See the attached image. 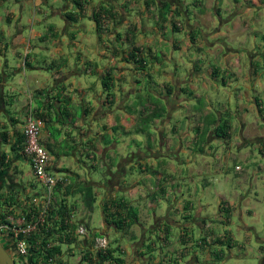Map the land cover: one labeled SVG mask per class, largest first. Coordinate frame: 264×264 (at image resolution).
<instances>
[{
  "label": "crops",
  "instance_id": "1",
  "mask_svg": "<svg viewBox=\"0 0 264 264\" xmlns=\"http://www.w3.org/2000/svg\"><path fill=\"white\" fill-rule=\"evenodd\" d=\"M28 109L67 181L53 203L89 231L56 243L58 263L101 264L104 236L122 264H264V0H0V217L14 223L44 206Z\"/></svg>",
  "mask_w": 264,
  "mask_h": 264
},
{
  "label": "built area",
  "instance_id": "2",
  "mask_svg": "<svg viewBox=\"0 0 264 264\" xmlns=\"http://www.w3.org/2000/svg\"><path fill=\"white\" fill-rule=\"evenodd\" d=\"M41 129L42 121L36 117L33 109H28L24 120L22 155L30 162L35 178L43 187L44 206L37 213L29 212L25 214L17 223L11 222L10 219H7L6 223L0 222V233L11 234L22 261H27V263L30 261L33 263L34 261L35 264H57L55 256L43 258L39 255V257L34 258L33 256L37 252L34 249L32 250L33 246L28 240L31 235L47 226V209L53 204L54 190L58 185L64 186L67 183L65 179L48 172L50 155L41 143ZM75 234L80 240H83L88 237L89 231L85 225H79ZM47 246L50 247V245ZM36 249H38V246H36ZM108 249L110 247L106 237L93 238V250L97 255H105Z\"/></svg>",
  "mask_w": 264,
  "mask_h": 264
},
{
  "label": "trees",
  "instance_id": "3",
  "mask_svg": "<svg viewBox=\"0 0 264 264\" xmlns=\"http://www.w3.org/2000/svg\"><path fill=\"white\" fill-rule=\"evenodd\" d=\"M93 19L96 22V24L99 26V18L97 14L93 15ZM142 51L136 50V53L134 54V57H138V63L140 66H145V60L141 56ZM37 118H40L45 121L44 114H35ZM222 131L221 133H223ZM23 141V140H22ZM60 185H58L55 189H57ZM84 191V199L86 198L84 202V206L86 208H90L91 205L94 202V198L91 194V191L89 188L82 189ZM0 222L6 223V216L1 217ZM28 218V217H27ZM47 226L42 229L41 231H38L36 234L31 235L29 237V242L31 243L32 250L36 251V255L33 256L34 258H37L40 256H43V258H46L48 256H56L60 252V247L57 244H61L64 242H70V240H74V232L76 230V225L71 223L69 212L67 210V207L64 203H53L51 204L47 209ZM122 223V222H121ZM121 223L118 222L116 226L120 227ZM123 224V223H122ZM123 226V225H122ZM121 226V227H122ZM21 238V237H20ZM56 245H55V244ZM47 245H50L48 247ZM36 246H38V249H36ZM38 250V251H37ZM99 258L103 261L102 264H122V261L115 257L113 255V251L110 249L107 250L105 255H98ZM32 264H35L34 261ZM57 264H61L58 263Z\"/></svg>",
  "mask_w": 264,
  "mask_h": 264
},
{
  "label": "rangeland",
  "instance_id": "4",
  "mask_svg": "<svg viewBox=\"0 0 264 264\" xmlns=\"http://www.w3.org/2000/svg\"><path fill=\"white\" fill-rule=\"evenodd\" d=\"M176 54H178V53H176ZM174 56H176V55H174ZM144 85H145V83H144ZM140 86H142V84H140ZM143 88H144V86H143ZM144 94H145L144 90L142 92V89H140L139 93L137 94V100H138L137 102L138 103L144 104V101H145ZM248 116H249V118H253V115L251 113H249ZM261 165L264 166V160H262ZM236 166H240L243 170L246 168V164L243 161H240L239 159H237L235 161H229L227 163V168L229 170H231L232 172H236V169H238V168H236ZM252 168L255 169V166L252 165L250 167V169H252ZM210 198H212V197H210ZM243 261H244L243 264H258V262L256 263V262L252 261L250 258H245V260H243ZM230 264H233V263L231 262Z\"/></svg>",
  "mask_w": 264,
  "mask_h": 264
},
{
  "label": "flooded vegetation",
  "instance_id": "5",
  "mask_svg": "<svg viewBox=\"0 0 264 264\" xmlns=\"http://www.w3.org/2000/svg\"><path fill=\"white\" fill-rule=\"evenodd\" d=\"M0 219H1V217H0ZM0 234L3 235V236H0V242L3 244V246L10 253H14L16 255V260H15L16 264H31L32 263V261L27 263V261H22L21 260V257L19 256V254L17 252V249H16L15 241L13 240V238H12L10 233H0Z\"/></svg>",
  "mask_w": 264,
  "mask_h": 264
},
{
  "label": "water",
  "instance_id": "6",
  "mask_svg": "<svg viewBox=\"0 0 264 264\" xmlns=\"http://www.w3.org/2000/svg\"><path fill=\"white\" fill-rule=\"evenodd\" d=\"M0 236H3L0 234ZM16 255L10 253L0 242V264H16Z\"/></svg>",
  "mask_w": 264,
  "mask_h": 264
}]
</instances>
